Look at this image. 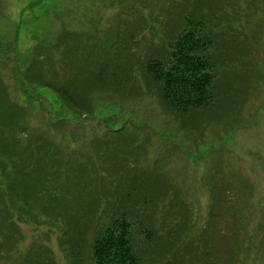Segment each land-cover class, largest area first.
<instances>
[{
	"label": "rangeland",
	"instance_id": "rangeland-1",
	"mask_svg": "<svg viewBox=\"0 0 264 264\" xmlns=\"http://www.w3.org/2000/svg\"><path fill=\"white\" fill-rule=\"evenodd\" d=\"M177 1L181 0H0V141L7 142L15 118L37 133L55 137L56 144L61 143L62 150L67 145L71 153L83 144L88 148L110 131L137 130L136 147L143 155L130 156L126 165L133 168L85 160L89 174L108 172L111 180L126 186L136 180L129 170L141 165L163 175L160 180L165 182L159 185L138 181L140 191L129 215L146 256L144 264H184L181 257L186 254L188 264L192 259L199 264L203 256L208 260L212 254L225 262L235 240L243 242L240 248L249 240L253 243L245 264H264V0L187 4L183 15L200 11L202 30L214 40L213 50L222 53L223 63L216 70V104L210 112L190 114L186 122L164 111L156 89L141 76L145 60L162 57L166 43L173 39L172 24L165 19L170 10L175 18L180 10ZM127 14L141 18L144 32L127 42L131 55L124 52L116 57L123 67L117 73L128 88L136 86L139 91L131 88L116 101L97 94L91 97L93 112L82 115L50 88L28 82L35 60L42 63L37 72L42 69L47 80L71 77L69 61L75 67L89 65L93 72L90 64L99 56H109L104 45L113 42L116 29L133 26ZM41 47L52 53L39 57L36 51L42 53ZM86 76L81 72L75 77ZM141 93L146 95L139 97ZM4 95L18 114L4 104ZM5 180L8 183L0 162L3 188ZM121 205L112 199L98 207L85 238L89 247L93 233ZM62 211L65 215L67 209ZM61 220H34L0 201V264H89L86 248L78 256L69 255L67 227ZM146 229L154 233L155 243H145ZM73 248L78 250L77 244Z\"/></svg>",
	"mask_w": 264,
	"mask_h": 264
},
{
	"label": "trees",
	"instance_id": "trees-1",
	"mask_svg": "<svg viewBox=\"0 0 264 264\" xmlns=\"http://www.w3.org/2000/svg\"><path fill=\"white\" fill-rule=\"evenodd\" d=\"M191 1L196 2L198 6L202 3V0L177 1L180 10H177L178 13L176 11L175 18L170 13L172 10L167 13L165 20L172 24L173 39L166 43L167 48L162 57L156 55L148 58L141 68L142 78L145 77V82L154 86L152 89H156L155 95L164 111L170 116L180 117L184 122L190 114L210 112L211 107L216 104L215 87L218 83L216 70L218 63H223L222 53H215L213 50L214 40L202 30L205 22L200 11L194 12L195 15H183ZM127 15L134 23L133 26L126 29L116 27L118 31L114 33L113 42L104 45L106 52L110 53L109 56H99L95 63L90 64L94 66L93 72L87 69L89 65H86V68L81 65L75 67L72 65L73 62L68 60L67 68L71 67V77L47 80L42 74V69L37 72V65L42 63L35 60L31 67L32 73L29 74L31 69L27 73L28 82L50 88L58 99L82 115L93 112L91 97L97 94H108L113 101H116L117 97L124 99L121 93L138 88L136 86L128 88L120 80L122 77L118 75L117 70H123V67L118 66L119 59L116 57L124 52L131 55L130 49L126 47L127 42L144 32L145 26L141 18L136 19L132 14ZM120 26L123 24L118 25ZM41 50L42 53L36 51L39 57L52 53L42 47ZM81 72L87 76L83 80H78L75 76ZM145 95L141 93L138 96ZM3 102L7 107L12 106L15 114H18L14 104L7 101V98ZM3 126L6 127L7 124ZM124 128L110 131L102 138L93 140L88 148L83 144L75 151L76 153H71L68 152L67 145L62 150L61 143L56 144L55 137L49 138L48 134L37 133L27 128L21 118H15L14 131L10 132L7 142L0 141V162L4 177L8 181L7 183L5 180L4 188L0 185V201L12 205L34 220L45 217L65 221L66 235L69 237L65 245H70L69 255L78 256L80 249L86 248L88 252L90 251L89 264H144L146 256H143L144 253L137 242L132 218L129 215L134 209L133 204L137 198L135 193L140 191L137 187L138 181L159 185L165 182L160 180V176L163 175L161 172L155 173L154 169L143 170L141 165L136 170H129L135 175L136 180L134 184L126 186L122 181L115 183L111 180L108 172L105 175L96 172L91 175L88 168L90 158L92 161L101 159V163L104 162L109 167H116L117 164L114 163H121L125 168L124 165L130 161V156L142 157L141 147H136L139 132L134 129L129 132ZM58 147L61 148L57 149ZM37 153L43 156L35 155ZM89 153L92 155L88 156ZM87 158L88 162L85 160ZM126 166L133 168L132 165ZM131 172H127V176ZM213 195L218 197L215 193ZM112 199L118 200L122 205L116 208L117 212L108 223L93 233L89 247L85 238L90 227H93L94 220L97 219V209L102 203L111 202ZM62 207H65V211L67 209L65 215L61 214L64 211ZM7 222L12 224L9 219ZM140 232L142 233V227ZM144 233L147 236L146 244L155 243L154 239L152 241L154 233L151 229H146ZM12 239L13 237L10 240ZM235 241L236 246L231 252L228 251L226 256L229 259L225 256V262H221L219 257L212 254L214 258L208 255L207 260L205 255L199 264H237L240 258V264H245L253 249V243L249 240L250 242L240 248L243 242ZM76 244L78 250L73 248ZM181 262L189 263L187 254L181 257ZM190 262L193 264V259Z\"/></svg>",
	"mask_w": 264,
	"mask_h": 264
}]
</instances>
